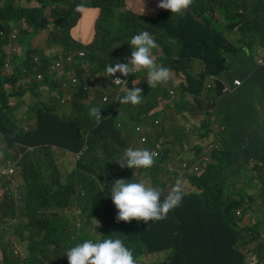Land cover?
<instances>
[{"label": "trees", "instance_id": "16d2710c", "mask_svg": "<svg viewBox=\"0 0 264 264\" xmlns=\"http://www.w3.org/2000/svg\"><path fill=\"white\" fill-rule=\"evenodd\" d=\"M17 1L0 0V34L11 22L20 21L22 18L28 19L35 32L29 31L23 35L20 43L26 51L24 56L20 57L21 67L15 69L13 77L4 76V58L0 55V103L9 104L10 109L11 101L19 99V93L29 88L37 97L35 104L39 108L37 122L40 128L31 131L28 126L15 140H11L0 129V167L12 162L18 164L15 168L21 165L25 167L24 186L9 180L13 181L15 191H20L21 187L24 189L22 194L30 190L25 217L35 220L29 223V227L42 218L49 224L45 231L38 230L43 233L31 234V237L25 238L29 242L27 254L16 250L14 245L11 249L2 248L3 251L0 252L4 254L3 262L63 264V258L66 256L63 247L68 248L81 234L77 242L85 239H103L105 236L125 238V245L140 261L146 255L168 254L155 264H247L248 259L239 247L247 244L248 236L245 230L236 225L234 217L238 208L246 210L245 198L247 197L248 203L251 204L254 197L247 193L245 188L236 190V184L237 179L243 178L246 186L259 194L264 205V122L261 123L260 120L264 118V66L258 64L257 57H254L252 62L246 52L244 46L249 47L251 42L243 34V23L238 18L243 14L233 13L230 18L229 24L233 26L231 31L235 28L241 30L240 44H243L238 48L235 45L236 37L235 42L230 41L234 51L231 59L224 54V47L217 43L218 36L210 31L200 33L189 22L185 27H177L181 29L182 38L175 52L167 50L168 55L177 57L176 65L169 63L172 59L161 56L159 47L153 50L152 54H155L160 62L163 61L175 70L170 71L169 81L155 88L149 87L145 71L135 78H127L129 86L134 80H139L135 86L143 90L142 98L148 94L153 97L150 102L128 106L110 103L100 105L92 102V99L99 94L96 88L104 90L106 85L110 84L109 77L104 75L105 66L126 61L125 57H129L132 51L130 39L138 34V29L133 26L139 19L123 12L124 0H92V5L101 8V14L94 23L98 34L93 42L83 46L77 44L70 35L71 29L79 25L73 9H53L56 27H53L44 43L42 42V32L51 27L45 16L48 6L59 5L64 0H39L41 8L38 9H19L16 6ZM243 11L247 13L246 10ZM260 14L264 38V13ZM61 30L67 31L62 34ZM256 31L258 32V29ZM151 34L159 46L161 35H155L154 32ZM3 43L0 39V54ZM76 49V52L83 51L85 57L76 59L74 74L78 76V84L74 85L63 81L73 76L75 59L71 52ZM49 53H55L56 55L51 56L58 57L59 62L68 64L62 79H54L55 76L49 72L51 65L48 70L42 71L41 76L33 79L35 58ZM195 60L203 62L201 72L190 71V65ZM232 61L240 63L241 75L251 76L252 85L249 79L241 85L236 84L239 77L232 69ZM39 77L44 78L41 84L50 88L47 100L39 90ZM7 84L11 85V88L5 90ZM211 89H217V97H210ZM121 93L125 95L126 91ZM208 99H214V104H206ZM92 107L101 108L103 117L99 125L89 114ZM162 107L167 110L161 111ZM199 108L203 109L201 118L207 116L202 124L206 131L203 133V140L212 135L219 143L217 147L222 145L223 150L220 153L227 155L226 169L232 172L225 173L215 182L204 178L206 184L202 185L201 189L192 183L198 188L199 194L187 196L184 205L180 203L175 213L171 214L170 211L162 220L118 221V210L107 194L114 180L134 177L133 169L121 168L116 160L119 159L117 155L120 150L125 146L129 148L131 139L136 138L132 131L139 126L140 119H150V113L157 111L154 119H162L164 124L170 125L171 133L175 131L177 120L181 119L180 136L183 141L185 138L182 135L186 133L184 121L195 117ZM221 108H224L226 115H217ZM231 118L247 124L250 139L257 137L258 145L255 151L249 154L244 152L245 133L233 128L229 123ZM212 120L217 122L214 129L210 128ZM122 128L124 132L121 131ZM197 128L196 130L202 133V129H199L201 123ZM155 132L156 137L160 139L164 136L165 129L155 127ZM146 139L145 143L149 141L147 136ZM210 145L213 146V143ZM1 146L6 151L4 162L1 159ZM197 146V151H202L203 145ZM133 148L139 147L133 145ZM53 150L58 152L53 154ZM86 150L88 157L85 155ZM46 151L51 152L52 156L43 165L38 162V167L32 166L34 156ZM59 154L66 157L58 161ZM81 154L82 158L77 161L76 157ZM72 157L76 161V167L64 182L58 162L62 161L66 165ZM158 159L154 160L153 166L157 164ZM250 166H254V169H250ZM43 169H46L44 173L47 178L43 175ZM137 172H140V169H137ZM140 174L138 180L147 183V178L141 177ZM233 177L235 179L230 186L226 179ZM47 179L57 183V188L53 185L51 187ZM180 180L186 179L173 180L169 173L164 186L158 182L155 187L162 189L163 195L166 196L169 185ZM0 183L6 191L4 204L23 210L16 199L9 195L8 188L12 183L2 178ZM74 204L77 208L70 217ZM63 209L66 212L71 210L69 213L64 212L69 218L68 223L60 218ZM54 211L57 212L52 213L51 217L42 215ZM69 226L73 228L74 236L60 237L57 234ZM89 230L103 234L99 238H92L87 234ZM107 232L110 234H105ZM30 257L32 260H29ZM257 261H264V250L257 252Z\"/></svg>", "mask_w": 264, "mask_h": 264}, {"label": "rangeland", "instance_id": "374dc122", "mask_svg": "<svg viewBox=\"0 0 264 264\" xmlns=\"http://www.w3.org/2000/svg\"><path fill=\"white\" fill-rule=\"evenodd\" d=\"M262 1V3H261ZM264 0H192L189 8L183 13L192 23L194 28L199 31L200 33H205L207 31L212 32L213 35L218 36L217 43L221 44L224 47V54L231 59L234 56V51L232 50L231 42H234L232 38V31L231 27L229 26L231 15L237 10L243 12V10H247L248 13H242V16H238V18L243 23V34L249 39L251 44L257 49V52L261 54L264 58V38L262 34V15L259 13L258 9L263 8ZM39 0H18L16 2V6L19 9L32 7V6H39ZM161 8L157 5H145V6H135L128 11V14L137 19H146L152 18ZM47 13H50V9L47 10ZM177 14H172L171 11H162L161 23L155 28L154 33L155 35L160 34L162 37V41L158 46L161 49V56L164 58L172 59L169 63L171 65H176V56L171 54L168 55L167 50L174 51L178 46V43L181 41V29L177 28ZM94 21L96 18L93 19ZM249 23V25H248ZM248 25V28H247ZM142 29L139 28L138 31ZM258 29V35L254 36L253 30ZM53 30L51 26L49 30L42 32V42L46 40V37L50 34ZM67 30H61L62 34H65ZM45 35V36H44ZM236 42L235 45L239 48L243 46L240 44L241 39V30H237L235 32ZM231 41V42H230ZM246 47V46H244ZM243 47V48H244ZM21 55V53H20ZM232 69L239 77V80L242 81L241 74H242V67L239 62H231ZM161 66L167 67L170 71L173 70L170 66L166 65L163 61L161 62ZM203 67V62H197L194 64L190 71L192 72H201ZM65 72L64 69L61 71H56L55 75L60 77ZM244 78V77H243ZM42 77L38 78L39 81V90L43 93V97L47 100L50 96V88L45 85L41 84L43 82ZM214 79V77H212ZM245 80V78H244ZM130 89V88H129ZM103 90L102 88L98 87V95L92 102L96 104L103 105L105 103L110 104H120L118 100H120L124 95L121 93L123 88H117V91L110 92V89ZM106 91V92H105ZM19 99H13L11 101L10 109L9 104L0 103V129L2 132L9 137L11 140H15L22 132L25 131V128L29 126L31 131H36L40 128L38 125L37 119L39 116V108L35 104L37 102V97L35 94L29 90L25 92L19 93ZM218 96L217 89H211L210 97L215 98ZM150 99L153 97L148 94L142 98L141 103L143 102H150ZM214 99H208L205 103L206 104H214ZM35 104V105H33ZM140 104V103H139ZM137 104V105H139ZM124 106H128L129 104H120ZM142 105V104H141ZM167 110L165 107L161 108V111ZM203 109L199 108V112L195 114V117L192 116L190 119L184 121V125L186 127V133L182 135L185 140L182 141L180 136V129L182 125V120L178 119L175 125V131L173 133L170 132L172 127L170 125H166L163 123L162 119H154L155 116H151L150 119H146L142 117L139 121V126L133 129L132 134L137 138L131 139V143L129 147L133 148V145L138 146L139 148H145L155 153V159H158L157 164L155 166H151L147 169H140V172H137V169H133L132 180H138L139 174L140 176H145L147 178V185L148 186H155L156 183H160L164 186L167 180V176L170 173L171 178L176 180L178 178L188 179L189 182L193 183L199 189L201 186L206 184L204 178H206L209 182H215L219 180L225 173H231L232 170L226 169V161L228 157L224 153H220L223 148L222 145L218 148L217 145L219 144L217 140L213 138L212 135L209 136L208 139H204L203 133H206L205 129L202 128L203 122L207 119V116L202 119L200 114ZM155 112H152L150 115H153ZM218 116H223L227 114L224 108L217 111ZM261 123L264 122V118H261ZM201 123L202 133L198 132L196 128ZM229 123L233 126L235 130H241L245 133V142H244V152L249 154L250 152L255 151L258 145L257 137L250 139V134L247 132V124L240 122L236 118H231ZM217 126V122L212 120L210 128L214 129ZM156 128L163 127L165 129V134L162 138L158 139L156 137ZM224 127V125H223ZM198 129V128H197ZM124 132V128L121 129ZM138 134H137V132ZM140 134V135H139ZM150 134V135H148ZM148 137L149 141L147 143L144 142V138ZM52 137V136H49ZM189 137V138H188ZM185 142V144H182ZM213 143L214 147L207 148V145ZM159 144L162 146L161 149H158ZM197 145H203L201 147L202 151H197ZM127 149L126 146L117 157H121L124 150ZM200 149V150H201ZM58 152V150H54L53 154ZM5 148L1 146V159L2 162L5 161ZM86 157L87 150L85 152ZM57 160L59 161L61 158L66 156L64 155H57ZM82 158V154L80 157H76V160L79 161ZM59 163V171L63 175V180L66 182L68 175L73 171L74 167H76V161L72 157L67 161L66 165L64 163ZM11 164H14L12 162ZM7 165H10L8 163ZM254 166H250V169H254ZM180 169V170H177ZM46 170V169H45ZM43 169V175L47 178L45 171ZM7 170H4L3 173H7ZM12 174H16L15 170H11ZM209 176L207 177V175ZM2 178V177H0ZM5 181H9L13 185V181H10L8 178H2ZM235 177L231 179H226V183L230 186L233 183ZM14 181L24 184V178L21 176V169H19V173L17 177L14 178ZM47 183L51 186H55L57 188V183H53L52 181L47 179ZM176 184L173 182L167 188L168 191H171L172 187ZM183 193L186 192L189 188L188 183L180 184ZM1 186V183H0ZM52 187V186H51ZM242 188L246 189V192L253 195L254 201L249 204L247 201V197L245 198L247 206V212L244 214L242 210H239L240 215L237 214V217L240 220L241 224L244 225H259V232H260V241L264 242V226H263V216H264V205L262 199L259 197V194L256 191H252L246 186V182L243 178L237 179L236 190H240ZM11 189H13L11 187ZM53 189V188H52ZM20 193L23 191L22 187L19 189ZM54 191V190H53ZM22 195V194H20ZM165 195H162V199ZM6 200V195L0 197V247L1 248H9L11 249L13 245L16 247V250L19 249L23 254H27L28 252V244L29 242L26 241V237L31 234L35 233H43L38 232V230L45 231L48 227L49 222L46 219H38L35 222V225L32 227L26 226L24 223H31V221L35 220L34 218L25 217L26 212L22 210L14 209L11 206L4 204ZM77 206L74 204L71 207L70 217L73 213V210L76 209ZM48 212L45 215L47 217H51L52 213ZM66 210H62V216L60 217L61 220L65 223L69 222V218L65 216ZM176 212V208L171 210V214ZM7 213V216H6ZM252 217V218H251ZM11 220L12 224L8 223L7 220ZM136 222L138 220H135ZM256 223V224H255ZM65 229V227H64ZM57 234L62 237L65 235L74 236V230L71 226L68 229L57 232ZM89 237L92 238H99L102 236V232H95L94 230H89L87 232ZM81 235H78L80 237ZM44 237V234L42 235ZM18 238L16 241L14 239ZM54 236L51 238L53 239ZM77 238L72 242V246H74L77 242ZM124 243H126L125 238H119ZM55 245V241L53 242ZM256 244L251 245L247 248H244V252L249 254ZM64 252L67 247H63ZM66 255V254H65ZM168 254L164 255H146L141 258V262L146 264H155L159 262L161 259L167 257ZM257 258L253 255L248 256V262ZM29 260H32L30 257ZM0 264H4V262H0Z\"/></svg>", "mask_w": 264, "mask_h": 264}, {"label": "clouds", "instance_id": "9594fccd", "mask_svg": "<svg viewBox=\"0 0 264 264\" xmlns=\"http://www.w3.org/2000/svg\"><path fill=\"white\" fill-rule=\"evenodd\" d=\"M191 2L192 0H158L157 4L161 9L152 18L139 19L134 24L133 28L142 29L137 31L138 34L133 35L130 39L129 45L132 51L129 57H125L126 61H120L119 63H112L105 66L104 75L109 77L110 84H107L106 89L104 90L108 91L107 89H110V92H112L117 91V88H123L126 91L125 95L120 100H118L120 104L137 105L142 101L143 90L140 87L135 86L137 83H139V80H132L133 82H131V86H129L127 78L130 76L135 78L141 72L145 71L147 74V84L152 88H155L160 84L166 83L170 80V70L167 67L161 66V62L157 59V56L152 54L153 50L158 47V44L151 33H153L157 25H159L156 24L155 20L157 18L160 19V21L162 20V11H171L172 14H177L176 19L178 20L186 19L187 17L183 15V13L189 8ZM91 3L92 0H64L59 5L52 4L48 6L50 13L48 14L45 12L48 24L52 27H56L55 18L52 15L53 9L55 8H59L61 10L73 9L77 14V23H79L81 20L83 21V24L90 21L89 18L84 14L85 9L98 10L99 18L101 14V8L99 6H94ZM27 8L38 9L41 8V6L39 5ZM130 9L131 8L128 7L127 0H124L123 12H128ZM229 26L233 27L230 24ZM74 28L75 27H73L70 31L71 36L72 30ZM237 30L238 29L235 28L231 35L234 42V34ZM29 31L35 32V29L30 25L27 18H22L20 21L11 22L10 25H8L6 29L1 32L0 39H2L4 43L1 47L2 52L0 55H2L4 58L2 68L4 69L5 77H13L15 75V69L21 67L20 57L24 56V52L26 50L20 42L22 41L23 35ZM97 34L98 32L96 31L94 24V37L91 42L95 40ZM72 38L77 41V44L81 46L91 43H84L75 39L73 36ZM77 50L78 49H76L74 52H71V55L73 54L75 59L72 71L73 76L63 81L65 83H71L74 85L78 84V76L74 74L76 59H83L85 57V53L83 51L76 52ZM45 55L46 56H37L35 58L32 68L35 75L32 78L35 79L37 76H41V73H43L42 71L48 70L49 65H51L49 67V72L51 75L55 76V80H61L62 75L58 77L55 75V73L56 71H61V69L66 70V66L68 64L61 63L59 62L58 57L55 58L54 56H51L56 55L55 53H49ZM255 57H257L258 64L264 60L263 56L258 52H256ZM260 65L264 66L261 63ZM242 82L243 81H241V83ZM9 88H11V85L7 84L5 90ZM153 112L155 113L153 115H149L150 117L154 116L157 111ZM89 114L95 119V123L97 125L101 123L103 117L101 115V108L92 107ZM122 120L123 119H121V123ZM210 144L207 145V148L208 146L214 147ZM51 156L52 153L49 151L42 153L39 152L34 156L31 165L38 167V162L43 165V163ZM154 157L155 153L148 149L129 147L124 150L122 156L116 161L120 164L121 168L128 167L131 169H147L153 165ZM15 165L18 164L10 163V165H4L0 167V177H6L14 181V178L17 177L19 173V169H21V176L25 181V167L21 165L20 167L18 166L15 168ZM4 170H7L8 172L4 174ZM11 170H15L16 174H12ZM182 183H188L189 185L188 190L184 193L180 185ZM16 184L24 186V184L18 182H16ZM11 187L13 188V186L10 184V188H8L9 195L16 199L18 205L23 209V212H27L30 190L22 194L24 189H22L23 191L20 193V191H15L14 188L11 189ZM198 194V188L192 185L188 179L177 181V183L172 187L171 191H169L163 199V191L159 187L148 186L142 180L116 179L111 184L109 193L107 195L111 197L115 208L118 210L116 216L118 221L130 222L131 220L135 219L138 221L143 220L148 222L164 219L166 215L171 210L178 207L180 203L184 205L187 196H194ZM4 195H6V191L2 188V186H0V197ZM239 210H242L244 214L247 212V209L244 210L241 207L238 208L235 212V223L240 229L245 230L248 236L247 244L240 246L239 249L241 253L245 255L246 259H248L249 255H253L257 258V252L264 250V242L260 241L259 225L258 223L257 225L241 224L239 218L237 217V214L240 215ZM22 223H24L26 226H29V223ZM78 227H80V225H78ZM105 234L110 233L107 232ZM29 237H31V235H29ZM17 239L18 238L14 239L13 241H16ZM254 244H256V246L253 248V250L249 254H246L243 249ZM71 245L72 244H70V246L64 252L66 256L63 258V264H141V261L134 257L132 250L127 247L125 243L119 238L105 236L103 239H85L82 242L76 243L72 247ZM0 250L3 251L1 247ZM1 256L2 258H0V262H3L4 254ZM4 264L7 263L4 262ZM247 264H264V261H256L253 259Z\"/></svg>", "mask_w": 264, "mask_h": 264}, {"label": "crops", "instance_id": "0c3cea01", "mask_svg": "<svg viewBox=\"0 0 264 264\" xmlns=\"http://www.w3.org/2000/svg\"><path fill=\"white\" fill-rule=\"evenodd\" d=\"M157 1L158 0H127V4H128L129 8H133L135 6L142 7V6H145V5H156ZM258 11H259V13H264V7L263 8H259ZM246 12L248 13L247 10H246ZM237 13L238 14H242V13H245V12L244 11L242 12V11L236 9L234 14H237ZM84 14L89 18L90 21L88 23L86 22V23L83 24V21L81 20L79 22V25L72 30V36L75 39L79 40V41H82L84 43H89V42L92 41V39L94 37V23H95L96 20L94 21L93 19L94 18H96V19L98 18L99 12L96 9H85L84 10ZM176 20H177L176 27H185L187 23L191 22L188 18L182 19V20H178V19H176ZM161 21L158 18L155 20L156 24H160ZM248 25H249V23H248ZM253 34H254V36L258 35V32L256 31V29L253 30ZM246 52L249 55L250 60L252 62H254V57H255V54L257 52V49L254 47V45L251 44L249 47L246 46ZM197 62H200V61L199 60L193 61L192 64L190 65V67H192ZM243 77L245 78V80H244ZM241 78H242L243 82H245L247 79H249L250 80V85H252L253 80H252L251 76L241 75ZM6 220H7L8 223L12 224L11 220H8V219H6ZM1 255H2V253L0 252V258H2Z\"/></svg>", "mask_w": 264, "mask_h": 264}, {"label": "built area", "instance_id": "2783aa9c", "mask_svg": "<svg viewBox=\"0 0 264 264\" xmlns=\"http://www.w3.org/2000/svg\"><path fill=\"white\" fill-rule=\"evenodd\" d=\"M260 63L264 65V60H262ZM236 84H237V85H241V81H240V80H237V81H236ZM146 141H147V139H146V137H145V138H144V142H146ZM161 148H162V146L159 144L158 149H161Z\"/></svg>", "mask_w": 264, "mask_h": 264}]
</instances>
